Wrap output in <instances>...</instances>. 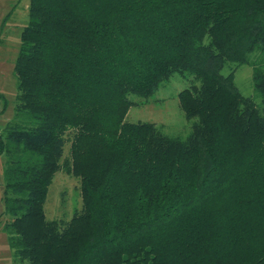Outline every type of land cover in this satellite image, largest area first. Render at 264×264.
Wrapping results in <instances>:
<instances>
[{
  "label": "trees",
  "instance_id": "obj_1",
  "mask_svg": "<svg viewBox=\"0 0 264 264\" xmlns=\"http://www.w3.org/2000/svg\"><path fill=\"white\" fill-rule=\"evenodd\" d=\"M230 64L264 101V0H30L0 126L14 261L264 264V115ZM174 74L194 79L178 94L189 136L127 122ZM63 168L83 208L48 221Z\"/></svg>",
  "mask_w": 264,
  "mask_h": 264
},
{
  "label": "rangeland",
  "instance_id": "obj_2",
  "mask_svg": "<svg viewBox=\"0 0 264 264\" xmlns=\"http://www.w3.org/2000/svg\"><path fill=\"white\" fill-rule=\"evenodd\" d=\"M30 0H0V92L8 102L6 112L0 117L3 128L14 116L17 95L15 62L20 48L23 29L29 20ZM235 71V82L245 97L255 100L264 115V101L257 96L253 85V69L248 65H227L225 75ZM193 77L174 74L159 91L149 99L134 98L137 105L132 106L127 115L129 123H152L163 133L171 137L187 138L192 132L195 120L186 118L180 107L178 94L191 88ZM68 140L72 134L66 136ZM70 158V142L65 146L62 163ZM4 161L0 159V216L4 212ZM83 208L80 179L66 172L63 168L55 174L49 188L45 213L48 221L69 222ZM6 217L0 218V264H19L14 261L8 235L4 232Z\"/></svg>",
  "mask_w": 264,
  "mask_h": 264
}]
</instances>
